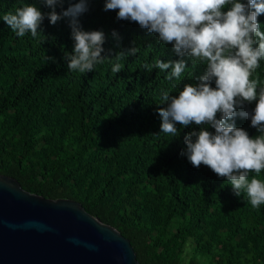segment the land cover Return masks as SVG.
Returning a JSON list of instances; mask_svg holds the SVG:
<instances>
[{
	"label": "trees",
	"instance_id": "16d2710c",
	"mask_svg": "<svg viewBox=\"0 0 264 264\" xmlns=\"http://www.w3.org/2000/svg\"><path fill=\"white\" fill-rule=\"evenodd\" d=\"M75 2L65 0L55 10ZM26 4L51 11L40 0H0V18ZM257 19L264 31V14ZM79 21L84 30L105 34L106 57L87 73L67 67L65 53L74 46L67 18L53 25L45 15L36 37H19L0 19V173L30 192L81 203L129 239L140 264H239L246 252L240 244L250 246L249 264H264V205L253 208L225 178L204 165L193 167L182 154L184 136L199 126L177 125L175 138L160 132L161 91L178 94L205 66L189 60L180 80H168V71H148L144 66L157 59L181 57L157 34L106 11L105 0H89ZM132 48L135 55L117 61ZM117 62L122 70L113 73ZM253 78L264 86V60ZM255 103L243 110L251 113ZM235 124L259 134L250 118L238 115ZM15 141L21 148L7 158ZM126 205L139 219L129 217ZM187 241L194 256L184 263Z\"/></svg>",
	"mask_w": 264,
	"mask_h": 264
},
{
	"label": "clouds",
	"instance_id": "9594fccd",
	"mask_svg": "<svg viewBox=\"0 0 264 264\" xmlns=\"http://www.w3.org/2000/svg\"><path fill=\"white\" fill-rule=\"evenodd\" d=\"M40 2L51 11L45 14L36 5L26 4L0 19L17 36L30 33L36 37L45 15L53 25L67 18L74 41L72 52L65 53L67 67L80 73L93 71L106 57L102 55L105 34L80 26L79 17L87 11L89 0L70 3L59 13L56 6L65 0ZM105 10L116 11L117 19L135 22L157 34L161 44H171L181 57L157 59L144 66L148 71H168V80H180L189 60L193 66H205L196 83L184 84L178 94L161 91L159 104L165 106L157 110L160 132L175 138L180 134L177 125L199 126V130L184 136L186 147L182 154L193 167L204 165L225 178L235 195H246L253 208L264 205V180L259 178L264 172V86L253 78L264 60V31L257 19L264 14V0H105ZM137 51L132 48L118 53L117 61L121 55H135ZM121 70L119 62L111 69L113 73ZM253 101L256 103L251 113L243 110L246 102ZM238 115L250 118L259 134L250 136L244 128L237 127Z\"/></svg>",
	"mask_w": 264,
	"mask_h": 264
},
{
	"label": "water",
	"instance_id": "95a60500",
	"mask_svg": "<svg viewBox=\"0 0 264 264\" xmlns=\"http://www.w3.org/2000/svg\"><path fill=\"white\" fill-rule=\"evenodd\" d=\"M0 264H140L128 238L69 198L0 174Z\"/></svg>",
	"mask_w": 264,
	"mask_h": 264
},
{
	"label": "rangeland",
	"instance_id": "374dc122",
	"mask_svg": "<svg viewBox=\"0 0 264 264\" xmlns=\"http://www.w3.org/2000/svg\"><path fill=\"white\" fill-rule=\"evenodd\" d=\"M21 147L17 144V142H13L10 146H9V149H7V151L4 153V155L7 157V158H10L11 156H13V152L14 151H18ZM40 150V149H39ZM43 152V149L40 151V153ZM35 153L34 151L31 153V156H34ZM1 171V170H0ZM0 174H3V173H0ZM4 175H7V174H4ZM126 208L127 210L129 209V217L131 219L133 218H138V216L133 213V210L132 208L130 207V205H126ZM144 218V217H143ZM139 219V218H138ZM148 229L152 230L153 232H155L157 230V226L154 225V226H150V222L148 219L144 218L142 219V222ZM190 241H187L186 245L184 246V251H183V255H182V260L184 261V263H186V261H188V259L190 257H193L194 254L191 253V246H190ZM241 247H243V249L246 251L244 254H243V257L239 260V264H249L250 263V257H249V245L248 244H240ZM213 251L216 252L217 251V248L214 247L213 248ZM198 257V255H197ZM202 260H205L206 259V256H201ZM198 259V258H197Z\"/></svg>",
	"mask_w": 264,
	"mask_h": 264
}]
</instances>
